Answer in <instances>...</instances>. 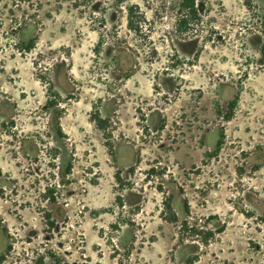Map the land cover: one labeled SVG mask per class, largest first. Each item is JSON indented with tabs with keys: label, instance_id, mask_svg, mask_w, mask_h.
I'll list each match as a JSON object with an SVG mask.
<instances>
[{
	"label": "rangeland",
	"instance_id": "1",
	"mask_svg": "<svg viewBox=\"0 0 264 264\" xmlns=\"http://www.w3.org/2000/svg\"><path fill=\"white\" fill-rule=\"evenodd\" d=\"M181 2L0 0V264H264V0Z\"/></svg>",
	"mask_w": 264,
	"mask_h": 264
},
{
	"label": "trees",
	"instance_id": "2",
	"mask_svg": "<svg viewBox=\"0 0 264 264\" xmlns=\"http://www.w3.org/2000/svg\"><path fill=\"white\" fill-rule=\"evenodd\" d=\"M185 8V15H186V18L185 19H183V21L187 24V23H189L190 24V22L194 19V18H196V16H197V9H196V7H195V0H182V2H181V4H180V9L182 10V9H184ZM49 104L50 105H54L55 103H54V101H50L49 102ZM230 117H231V115L230 114H228L227 116H226V119L228 120V119H230ZM170 206V205H169ZM170 208V211H171V207H169ZM45 222L47 223V225L49 226V227H53L54 226V220L51 218V215L49 214V213H46L45 214ZM169 219V221H175L176 220V216L172 213V216L170 217V218H168ZM1 260H3L4 258L3 257H1L0 258ZM56 264H58V263H56Z\"/></svg>",
	"mask_w": 264,
	"mask_h": 264
}]
</instances>
